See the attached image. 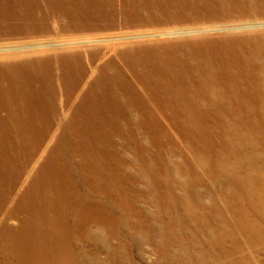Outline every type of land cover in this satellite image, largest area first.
<instances>
[{"label": "bare ground", "instance_id": "obj_1", "mask_svg": "<svg viewBox=\"0 0 264 264\" xmlns=\"http://www.w3.org/2000/svg\"><path fill=\"white\" fill-rule=\"evenodd\" d=\"M99 5V23L95 24L100 28L114 25L116 17L128 27L161 26L187 18L229 21L264 15V0H119L117 9L107 0H100ZM105 6L110 8L104 15ZM22 18L26 25L45 23L27 15ZM200 44L141 42L125 50L120 48L122 51L113 48L118 63L105 56L107 64L96 60L92 72L83 76L97 56L96 51H90L85 55L88 63L66 75L67 95L59 96L57 102L68 100L73 90L77 93L78 88L88 87L80 89L83 92L79 96L90 100V105L97 101L95 105L119 108L114 114L118 120L126 117L125 107L119 104H126L139 111L137 119L146 120L148 144L137 145L139 155L131 162L139 178H133L132 172L124 168L122 156L103 157V162L114 167L107 172L109 187L102 189L124 212L130 205L129 193L134 192L130 186L137 181L151 188L153 202L162 203L169 241L164 237V242L158 243V256L149 264H172L170 258H174V264H264V32L221 38L209 46ZM155 50L162 53L156 54ZM9 73L24 74V79L8 83L0 78V264H25L27 257V264H34L33 257L50 255L61 264H80L84 257L90 264H105V260L86 256V251H78L82 257L77 256L70 244L73 236L90 237L91 218L106 230L112 223L116 225L109 235L101 236L102 242L110 246L114 262L120 261L115 253L121 250L123 264H132L136 254L129 241L122 240L127 217L122 213L115 218L103 215L111 212L103 205L89 210L86 202L74 204L75 194V198L82 197L74 193L77 189L68 164L59 152L46 153L49 129L44 128L56 115L48 110L54 96L43 94L42 89L53 92L56 78L50 72L45 81L38 80L24 71L21 62L14 63ZM33 131L42 132L43 139L35 138ZM146 151L150 155H145ZM81 160V183L87 187L92 183L90 174L100 175L86 169ZM109 188L112 195L106 191ZM48 194L63 201L49 207L54 224L50 232L44 221L38 225L21 217V213L30 212L27 207L34 196L42 202L48 200ZM179 204L183 210L178 208L177 214L172 213ZM68 213L73 214L76 223H69ZM184 214L193 221L189 235L180 219ZM144 218L135 216V231L147 226ZM112 238L125 243L109 242ZM132 239L140 245L135 236ZM167 242L176 247L168 249L164 246Z\"/></svg>", "mask_w": 264, "mask_h": 264}, {"label": "rangeland", "instance_id": "obj_2", "mask_svg": "<svg viewBox=\"0 0 264 264\" xmlns=\"http://www.w3.org/2000/svg\"><path fill=\"white\" fill-rule=\"evenodd\" d=\"M107 1L117 9L119 0ZM99 2L100 0H88L87 2L84 0H0V78L7 80L8 83L21 82L24 79V74L9 73L11 67H13V64L16 62L24 63V71L38 80L45 81L46 76H48L50 72L51 75L56 78L55 83H53L55 84L53 92H45V90L42 89L43 94H47V96L51 94L50 98L52 95L54 96L52 102L49 103L50 107L48 110L56 115V119L53 118L44 128V130L49 129L46 133L48 144L46 145V153L59 152L63 155L64 163L66 162L68 164L77 189V192L75 190L74 193H78V195L82 197V199L75 198V194V199L73 198L74 204L86 202L89 204V206L87 205L89 210L101 208V205H103L106 211L108 209V211L112 212L109 214L105 212L103 215L115 218L122 213L127 217L128 223L123 225L122 231L125 235H123L122 240L129 241L128 245L130 249L136 254L132 264H149L151 259H155L158 256V243L162 244L164 242V237H166L165 241H169L167 239L170 234H168L169 231L167 229L165 230L163 222L167 215L163 211L162 203L159 205L153 202L154 199H152L153 192L151 188L145 186V182L137 181L133 186H130V188L134 189V192L129 193L131 199L128 197L127 201L130 204V209L128 207V211L126 210L124 212L119 210L121 208H119L118 205H121L115 203L116 201L113 197H106L105 194H103L104 189H102L103 186L106 188L109 187L106 185L109 180L108 177H110L107 172L109 168L114 167L110 165L108 161L103 162V157L112 158L114 156H122L126 161L124 168L132 172L133 178H139L136 172L137 169H134L135 165L131 164V162L133 156L139 155L136 154L138 151L137 145L148 144V127L144 128L147 122L146 120L137 119L136 116L139 111H134L135 108L126 104H119L125 107L123 111L126 117L119 118L118 120L114 118V114L119 108L114 109L111 105H100V103L95 105L97 101L90 105L89 103H92L90 100L83 99V97L81 98L79 96V94L81 95V92H83V90L81 91L80 89L88 87L78 88L79 91L77 93L73 90L68 100L62 99L57 102L59 96L67 95L68 85H65V81L67 82L66 75L68 72L79 71L78 67L81 64L88 63L85 55L90 51H96L97 56L93 59L95 61L91 62L87 66V69L83 71V76H87L88 73L92 72L90 70H92L93 65L96 64V60L101 65L107 64L109 59L105 56L113 58V53L111 52L113 48L114 51H122L120 48L125 50L126 47L129 48L141 42L173 44L182 41H191V43H198L199 45H202L200 43H204L209 46L214 45V42L221 38H232L241 34L264 32V15L244 16L248 18L234 17L233 20L229 21L212 20L211 18L208 19L203 17H201V19L190 18V20L187 18L184 21L170 22V24L161 26L134 25L128 27L123 26L121 24V19L116 17L114 25L100 28L95 24L99 23L96 20L99 15ZM109 8V6L103 8L104 15L108 13ZM30 11H32L33 14H31ZM23 15H27L31 20H39L45 23H30V25H26L22 18ZM83 20H88L90 23H80ZM131 23H134V20ZM28 29L34 32L30 34ZM155 53L160 54L162 52L160 50H155ZM113 61L118 63L115 58H113ZM27 66L29 67L27 68ZM131 83L133 82L131 81ZM100 86L101 85L98 84V87ZM101 91L100 89L97 92ZM141 107L142 111H144L145 109L143 106ZM90 112L94 113L83 117L79 116L80 114H87ZM41 122L43 121H40L39 124ZM37 129L38 126L34 130ZM11 136L15 137V135ZM33 136L43 139L42 132L33 131ZM90 136L92 138H89ZM133 142L140 143L134 144ZM178 142H180V140H178ZM44 148L45 145L40 146L36 151L37 154ZM83 155H86V157L83 158ZM145 155L150 154L146 151ZM129 159H131V161ZM80 160L82 163L84 161L85 164L83 163V165L86 169L94 170L95 172L98 171L100 175V178L96 173L89 175L92 183L90 186H87L88 188L81 183V175L84 171L81 164H78ZM101 172L103 174H101ZM101 179H105L106 181L104 180L103 182ZM96 181H100V183H96ZM18 189L19 188L16 190ZM109 189H106V191L108 194L112 195V189ZM204 190L205 189H203V191ZM177 192L180 193L181 190L179 189ZM19 199L21 201V198ZM62 202L63 201H59L53 194H48V200L42 202H39L37 197L34 196L27 207V209H30V212L28 214L21 213V217L24 220L33 221V224L36 222L38 225H41V221H44L47 226V231L50 232L54 229V224L51 223L53 215L51 211H49V207L52 206L53 203ZM182 207L184 206L179 204V206L176 207L177 209L175 207V209L172 208V213L177 214L178 208L179 211H182ZM129 211L133 214H130ZM135 216H142L143 218L146 216L144 218V220H146L144 225L146 224L147 226H144L142 229H136L137 231H135V229L132 228V225L136 223ZM149 217H151V220ZM180 219L183 223L185 233L188 235L192 233L194 228L190 224L193 223V221H190L188 215L184 214ZM67 220L70 224H74L77 221L72 213H68ZM112 225L113 226H111L109 230H106L105 226H102L97 220L91 218V221H89L90 228L88 227L90 237L73 236L72 239H69L71 240L70 244L73 245L71 246L72 249L75 253L77 252V256L82 257L78 254V251L82 250L84 252L86 251V256L105 260V264H123L122 260L124 258L122 257H124V255L121 250L115 253L119 256L120 261L114 262V256L112 255V250L109 248L110 246L105 244L106 242H102L101 239V236L106 237L110 234V230H114V226L116 225L113 223ZM153 227H156L155 231ZM133 236L138 239L140 245H136V243L133 242ZM55 237H57V235H55ZM122 240H120V238H112L109 242L119 245V243H125ZM164 246H167L168 249L171 247V249H173L174 247L170 242H167ZM34 251L35 250H33V252ZM53 258L54 257H51V255L48 258L42 259L33 257V262L34 264H61L60 261L54 260ZM24 261L25 264H27L29 258H25ZM170 261L174 264V258H170ZM80 264L90 263L86 260V257H84V259H81Z\"/></svg>", "mask_w": 264, "mask_h": 264}, {"label": "crops", "instance_id": "obj_3", "mask_svg": "<svg viewBox=\"0 0 264 264\" xmlns=\"http://www.w3.org/2000/svg\"><path fill=\"white\" fill-rule=\"evenodd\" d=\"M89 138H92L91 136Z\"/></svg>", "mask_w": 264, "mask_h": 264}]
</instances>
